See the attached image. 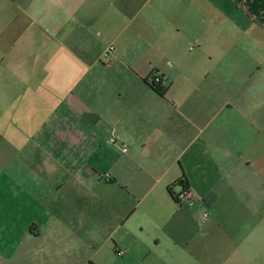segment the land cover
<instances>
[{"label":"crops","instance_id":"obj_1","mask_svg":"<svg viewBox=\"0 0 264 264\" xmlns=\"http://www.w3.org/2000/svg\"><path fill=\"white\" fill-rule=\"evenodd\" d=\"M223 1L0 0L7 260L175 242L183 216L264 226V0ZM241 44L257 63L238 68Z\"/></svg>","mask_w":264,"mask_h":264},{"label":"rangeland","instance_id":"obj_2","mask_svg":"<svg viewBox=\"0 0 264 264\" xmlns=\"http://www.w3.org/2000/svg\"><path fill=\"white\" fill-rule=\"evenodd\" d=\"M259 31L255 27V33ZM237 49L238 68L250 67L252 59L254 64L259 61L257 56L251 57L249 47L244 48L241 44ZM184 204L182 203L180 209L177 208L186 210ZM197 223L198 217H176L172 223L176 226L166 230L175 240L171 243L168 239L162 241L161 234L145 229L144 237L147 239L140 246L114 248L111 244L102 248H78L65 252L61 250L60 263L46 257L51 252L50 248L41 249L45 252L42 254L39 252L40 248L36 246L29 249L28 258L25 260L21 259V255L11 256L7 260L4 246L0 248V264H264V232L257 230L260 227L264 228L263 224L254 226L255 232L248 238H245V234H238L236 239L230 233L220 232L216 228L214 218L201 219L204 227L197 226ZM5 241L6 234H0V244H4ZM248 242L250 245L244 244ZM36 250L38 256L34 254Z\"/></svg>","mask_w":264,"mask_h":264},{"label":"built area","instance_id":"obj_3","mask_svg":"<svg viewBox=\"0 0 264 264\" xmlns=\"http://www.w3.org/2000/svg\"><path fill=\"white\" fill-rule=\"evenodd\" d=\"M114 47L113 46H108L106 48V50L104 51L103 53V59H106L108 57L109 54L112 53ZM161 80L158 76L154 75L152 78H151V81H150V84H153L154 86L158 87L159 84H160ZM109 143L110 144H114L115 143V140L113 138H111L109 140ZM123 151L125 152L126 150L123 149ZM106 179L109 178V175L106 174L105 175ZM175 198L176 200L179 202V203H182V202H190V200L193 198V195L191 193V191L189 190V188L187 186L185 187H179V190L175 193Z\"/></svg>","mask_w":264,"mask_h":264},{"label":"trees","instance_id":"obj_4","mask_svg":"<svg viewBox=\"0 0 264 264\" xmlns=\"http://www.w3.org/2000/svg\"><path fill=\"white\" fill-rule=\"evenodd\" d=\"M150 86H151V88H152L153 90H155L156 92H158V93L161 92L160 88L154 86L153 84H150ZM175 186H179V187H182V188H183V187H185L186 185H184L182 182H179V183L174 184V185L172 186V188L175 187ZM171 197H172L173 201H175L177 204H179V202H178V201L176 200V198H175L174 193L171 194Z\"/></svg>","mask_w":264,"mask_h":264}]
</instances>
